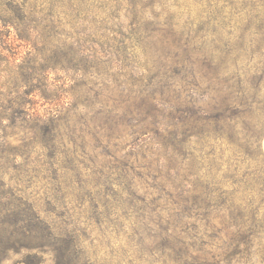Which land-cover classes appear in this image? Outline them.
<instances>
[{"label":"rangeland","instance_id":"rangeland-1","mask_svg":"<svg viewBox=\"0 0 264 264\" xmlns=\"http://www.w3.org/2000/svg\"><path fill=\"white\" fill-rule=\"evenodd\" d=\"M8 1L0 237L42 229L34 217L17 222L31 206L67 254L52 238L35 251L25 247L44 241L14 235L0 264H197L188 245L218 254L229 216L253 227L250 264H264V7L256 16L259 7L229 0H25L55 23L42 39L5 26L18 21ZM32 86L42 92L29 99L39 114L30 131L17 104ZM176 206L193 207L185 234Z\"/></svg>","mask_w":264,"mask_h":264},{"label":"trees","instance_id":"trees-1","mask_svg":"<svg viewBox=\"0 0 264 264\" xmlns=\"http://www.w3.org/2000/svg\"><path fill=\"white\" fill-rule=\"evenodd\" d=\"M22 1V2H20ZM230 3H237L242 4V8L244 9L245 5L251 4L254 5L256 8H258V13L256 16H259L260 8L264 7V0H229ZM2 2V0H1ZM8 4L6 6H10V8H7L8 10H11L13 12H16L17 15H15L14 21L7 22L6 27L13 28L16 35L19 36V25L25 24L22 26L21 30L22 32H25V34L32 38L34 35L40 36V38L44 39L46 36L49 37V33H47V28L50 26L49 24L54 25L55 23L52 22V20L49 18V16L46 14L43 15L42 12L38 11L36 8L38 7L35 2H25V0H9L7 2ZM14 9V10H12ZM43 11H46L45 8ZM248 13H255L254 11L249 10L246 12ZM26 16V17H25ZM38 19L42 22L39 24H43V26L39 27ZM49 21H48V20ZM51 20V23H49ZM25 21V22H24ZM23 22V23H22ZM54 66H45L41 69L43 73V77H47L50 70L53 69ZM33 69V68H32ZM32 76H30L31 78ZM36 79L35 77L33 78ZM17 91H13L15 94ZM42 92L37 86H32V88L24 90L22 92V96H25L24 102L21 104H17L19 107H23V118L21 124L25 126L26 129H36L35 122L38 123L37 118L39 117V114L33 110L31 111L29 99L31 95H35L34 93ZM15 100H12V104L10 105V109L15 112ZM15 119L14 114L10 117ZM193 207H182V206H176L177 214L176 217L180 221L181 230H183V234L186 233V230H188L187 226L189 225V220L192 218V209ZM29 211H31V216L28 217H19L17 219L18 224L23 223H29L30 219L33 217L37 221H42L44 223V226L46 229H38L34 230L33 227H28V229L22 230L21 232H18L17 234L15 232H10L8 236L0 237V260L2 259V254L9 250L11 245L9 244L12 242L13 236H21L22 239L27 241H35V240H42V237L46 236L49 240L52 238L55 240V244H57V247L54 248L55 251L61 252L62 254H58L61 257H65L67 254V248H64L62 246V243L65 242L62 239H57L58 236L55 235V233H51L50 224L46 225V222L44 220L40 219L39 216H36L32 214L33 208L31 206H28ZM163 209V208H162ZM249 208H245V210H248ZM243 218L245 219V214H242L238 219L239 221H243ZM228 223L226 225H223L221 229L218 231V235H216L217 240V250L219 251L218 254H212L210 257L206 256L204 253L201 252L200 248L195 249L194 246L188 245V249L185 251L184 255L186 258L191 259L192 261H195L197 264H250V258L252 256V253H254V239H255V230L252 226H247L245 222L243 221L240 224L234 223L235 218L229 216L228 217ZM248 222L250 223L251 220L249 219ZM48 223V222H47ZM251 224V223H250ZM49 228V229H48ZM41 230V234L39 235ZM60 236V235H59ZM44 241V240H42ZM67 243V241H66ZM42 242L41 245H38L36 247H33V245H28L25 247L27 250H41L43 246L45 245ZM59 244V245H58ZM209 246L205 242L202 241V247ZM189 248H192V251L189 250ZM43 252V251H41ZM264 256V253H263ZM84 264H94L91 262L88 258L85 259L83 262ZM66 264H69L68 262Z\"/></svg>","mask_w":264,"mask_h":264}]
</instances>
